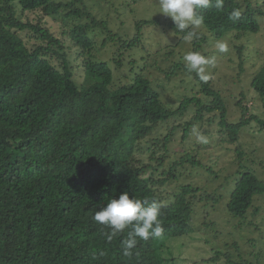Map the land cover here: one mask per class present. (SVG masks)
<instances>
[{"label": "trees", "instance_id": "obj_1", "mask_svg": "<svg viewBox=\"0 0 264 264\" xmlns=\"http://www.w3.org/2000/svg\"><path fill=\"white\" fill-rule=\"evenodd\" d=\"M215 3L210 0L209 7L196 10L204 17L205 31L194 30L193 52L205 55V46L233 34V40L241 41L260 33L264 1L223 0L222 9ZM81 4L83 0H0V264H177L183 253L176 254V244L197 233L193 215L199 203L215 207L221 201L203 195V189L192 184L174 188V182L183 178L181 167L204 168L198 156L189 152L164 169L177 131L183 129L182 142H186L200 126L203 133H199L206 138L195 143L200 154L215 145V134L204 123L212 126L219 120L218 134L235 144L249 128L264 132V117L249 115L252 107H242L247 100L242 94L236 103L242 107V118L239 123L229 122L221 92L211 79L202 81L189 73L184 61L174 64L166 77L190 74L185 82L190 80L193 88H185L187 96L176 110L164 103L165 90L153 82V76L143 74L145 69H132L118 84L109 63L92 59L95 43L88 33L108 30L107 24ZM233 10L239 11L238 19H230ZM147 26L163 27L186 40L187 30L177 32L169 17L165 22L140 21L136 32ZM139 39L138 34L123 42L120 50L135 47ZM112 40L122 41L116 36ZM244 49V45L237 47L241 64ZM174 53L168 57H175ZM72 56L85 59L81 84ZM259 57L264 59V52ZM124 60L123 52L114 59L119 68ZM250 89L264 103V65ZM192 110L195 115L180 122ZM159 131L167 134L155 136ZM236 153L238 169L222 187L231 191L228 214L243 220L264 191L263 182L244 165V152L236 149ZM207 169L214 179H221L214 167ZM125 191L130 197L158 203L164 229L159 238H137L130 256L124 255L122 246L127 230L109 241L111 229L92 219L109 199ZM208 204L201 222L205 231L212 232ZM206 244L212 245V240ZM214 254L204 263L217 264L225 257V264H247L219 248Z\"/></svg>", "mask_w": 264, "mask_h": 264}, {"label": "rangeland", "instance_id": "obj_2", "mask_svg": "<svg viewBox=\"0 0 264 264\" xmlns=\"http://www.w3.org/2000/svg\"><path fill=\"white\" fill-rule=\"evenodd\" d=\"M83 1L84 4H81L80 7L82 9L86 8L98 21L105 22L108 29H96L88 33V36L95 43L92 50V59L95 62L109 63L118 84L121 77L131 75L132 69L133 71L145 69L143 74L153 76V79L156 80H153V82L157 85L161 84L160 88L165 90L162 98L164 103L170 105L174 110L178 109L180 102L184 99L183 96H187L185 88H193L190 80L189 84V81L185 82L190 79V74L177 72L170 79H166V77L170 75L174 64L177 65L183 61L181 55L193 52L192 43L194 39L183 42L181 36H177L168 29L159 26H147L141 33L136 32V25L140 21L160 19L165 22L166 16L158 13V0ZM86 20L82 21L86 22ZM58 23L61 24V22ZM49 24L57 28L52 20H49ZM260 25L262 29L255 37H244L241 41H235L233 40V34L223 40H218L227 44V52H220L216 47L217 41H213L205 46V55L201 53L206 57H215L216 59L215 66L208 67L206 71L209 79L213 82V87L221 92L227 103L228 121L231 123H239L242 118V107L244 106L253 108L257 105V109L255 107L250 108L249 115L254 114L264 117V109L262 108L264 103L260 102L257 94L250 89L255 74L264 65V59L259 57L264 52V17L260 18ZM194 30H198L200 34L205 31L201 26ZM138 34L140 39L135 47L120 50L123 42L135 39ZM22 36L24 39L28 37L26 33ZM112 36H116L122 41L113 42ZM241 45L246 47L242 54L244 64H241L240 54L237 50V47ZM121 52H123L125 60L122 62V68H119L114 59L116 60ZM172 52H175V57L171 56L169 58L168 56ZM74 58L72 56L70 59L71 65L75 67L73 71L76 73V80L81 84L84 81L83 64L85 59L83 57L79 60H73ZM157 79H159V82ZM195 89L196 92L200 90L199 88ZM189 91L188 94L192 96ZM242 94L246 96L247 100L245 99L242 107H239L236 103L242 100ZM189 115L180 122L184 123L190 120L195 115V111L192 110ZM218 123L219 120L212 126L204 123V128L215 134L213 144L221 143L218 149L215 148V145H211L212 148H209L207 152L203 151L197 154L195 143L201 142L198 137L200 133H203L200 126L195 129V133L192 132L191 137L186 142H182L184 132L183 129H179L175 135V140L169 147V152L172 155H169V160L164 169H168L171 162L180 160L189 152L197 155V159L204 165V168L200 169L189 164L181 167L183 178L174 182V188H178L181 184H192L195 188L203 189V195L216 196L221 200L215 207L212 206V203H199L198 208H196L197 213L193 215V217H197V221L194 223L197 233L193 234L192 239L185 237L176 244V254L181 255L183 253L180 258L178 257L177 264H205L204 260L214 257L216 248L221 249L223 253H232L239 262L247 261V264H264V195L256 197L254 206L250 209L246 218L238 220L231 217L227 212L229 192L231 191H229V187H222L225 178L230 177L238 169L236 149H240L244 152L242 157L244 165L251 169L263 182L261 189L264 191V136H262L264 132L259 131L257 133L249 128L241 134L240 142L232 144L226 142L228 138L225 134H218L217 131L220 129ZM154 133L155 136H161L166 135L167 131ZM210 165L221 175L220 180L214 179V176L209 173L207 167ZM207 204L211 219L214 222V226L210 230L212 232L205 231L201 222L204 212L203 207ZM255 209L258 210L256 214H254ZM208 240H212V245L206 244ZM238 255L241 256L238 257ZM222 259L217 264H225L226 258L222 257Z\"/></svg>", "mask_w": 264, "mask_h": 264}, {"label": "clouds", "instance_id": "obj_3", "mask_svg": "<svg viewBox=\"0 0 264 264\" xmlns=\"http://www.w3.org/2000/svg\"><path fill=\"white\" fill-rule=\"evenodd\" d=\"M210 0H158V13L169 17L174 23L177 32H185L186 40L195 36L194 29L204 22L202 15H196L197 9L209 7ZM215 7L222 9L223 0H216ZM239 11L233 10L230 19H238ZM216 47L220 52H227L228 46L223 41H217ZM184 65L189 73H195L202 80L207 81L209 75L207 68L215 66V57H206L199 52H188L183 57ZM206 142L203 135L198 137ZM161 207L158 203L147 199H138L129 195L127 191L108 200L107 204L96 211L92 217L94 222L111 229L107 238L111 241L114 237L127 230V238L122 241L124 255L130 256L132 250L140 240L147 241L150 238H159L164 229L161 226L159 216Z\"/></svg>", "mask_w": 264, "mask_h": 264}]
</instances>
